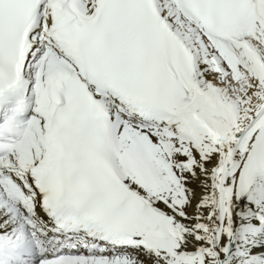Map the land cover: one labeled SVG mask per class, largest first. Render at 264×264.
I'll return each instance as SVG.
<instances>
[{
  "label": "snow or ice",
  "instance_id": "snow-or-ice-1",
  "mask_svg": "<svg viewBox=\"0 0 264 264\" xmlns=\"http://www.w3.org/2000/svg\"><path fill=\"white\" fill-rule=\"evenodd\" d=\"M0 264H264V0H0Z\"/></svg>",
  "mask_w": 264,
  "mask_h": 264
}]
</instances>
